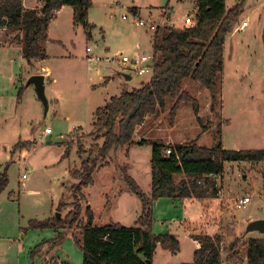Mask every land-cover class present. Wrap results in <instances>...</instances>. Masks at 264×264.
I'll return each mask as SVG.
<instances>
[{
  "label": "rangeland",
  "instance_id": "374dc122",
  "mask_svg": "<svg viewBox=\"0 0 264 264\" xmlns=\"http://www.w3.org/2000/svg\"><path fill=\"white\" fill-rule=\"evenodd\" d=\"M238 2L226 0V6L232 9ZM135 7L139 9L140 14L137 15L140 19L162 23L161 28L172 24L176 29H182L184 17L196 15L194 0H93L89 13V22L96 27L93 39H87L82 27L69 30L66 22L63 30L65 47L54 46L52 58L40 67L41 71L50 72V78L45 83L48 111L45 112L34 86L26 87L25 83L21 100L11 105L8 114L0 118V174L8 167L9 176V185L0 196V264H80L83 254L75 245V239L82 241L80 230L66 232L50 255H38L32 261V249L53 238L54 230L30 229V221H46L57 216L60 205H66L60 213L61 220L72 210L71 188L78 181L71 177V172L80 170L82 161L87 158L80 157L79 150L89 152L96 144H102V141L95 142V138L89 136L93 131L92 121L85 107H91L95 102L101 104L97 106H102L104 100L119 95L122 90L139 89L150 81L151 76L125 73L116 64L117 60H121V54L132 56L138 52L153 55L150 41L154 33L136 26V16L130 12ZM166 7L172 9L168 23L162 18ZM243 20L250 27L226 37L224 71L217 82V89L223 98L220 97L214 110L211 109L210 94L205 88L190 79L183 85V90L198 100L199 117L209 129L197 143L201 147L216 146L221 131L230 125L228 119H231L232 127L226 128L223 139L221 137L226 150H264V51L259 35L261 24H264V0H243L238 23ZM258 40L261 53L257 48ZM87 48H91V55L101 58V62L90 64ZM107 58L113 62H106ZM29 69L28 74L35 72ZM125 75L130 76L132 81H127ZM172 105V102L168 103L165 114L149 116L146 125L140 128L139 136L151 140L167 132L172 133L175 140L184 139L183 142H187L193 136L200 135L202 130L190 104H183L178 112L184 132L173 133L175 127L171 125L169 115ZM19 142L30 143L32 147L14 155V147ZM132 154L133 161L137 163L132 172L139 175V186L145 193L151 175V146H137ZM240 164L235 166L234 163L224 168L225 190L227 188L232 196L225 198L220 206V211L229 213L224 221L212 213L213 217L210 216L212 199L207 200L212 201L210 205L206 204L208 207L205 211L210 217H207L209 226L205 225L206 228L196 224L201 208L192 206L182 210L181 202L175 207L172 200L166 199L154 203V234H172L177 237L180 243L178 262L189 264L193 260L189 236L212 235L217 227L224 237L221 251L223 264H234L227 260L236 241L240 242L235 248L240 253L246 241L264 237L257 232L246 234L249 223L264 220L261 164ZM123 166L118 158L113 157L109 168L95 173V184L84 190L94 215V227L109 225L108 220L113 214L121 225L136 227L134 220L137 214L141 215L142 206L122 180ZM23 173H27V180L22 179ZM123 190L128 194L126 192L117 207H114V196H119ZM243 196L250 198L251 202L245 208L237 209L236 199ZM237 219L243 222L238 224ZM168 257L169 253L159 248L156 264H169Z\"/></svg>",
  "mask_w": 264,
  "mask_h": 264
},
{
  "label": "trees",
  "instance_id": "16d2710c",
  "mask_svg": "<svg viewBox=\"0 0 264 264\" xmlns=\"http://www.w3.org/2000/svg\"><path fill=\"white\" fill-rule=\"evenodd\" d=\"M183 1V0H180ZM196 15L194 26L176 29L165 26L153 35L154 70L150 81L139 89L123 90L94 114L90 137L96 144L89 152L79 150L82 161L78 171L71 177L78 181L71 190L72 210L63 219L56 216L46 221H30V229L54 230L56 236L32 249V261L38 255L48 256L63 240L66 232L82 231V241L75 239V245L83 254V264H154L157 250L176 255L180 243L175 235H156L153 231V205L160 199L197 200L205 202L217 199L220 191L217 180L223 175L226 163H243L246 166L263 165L262 196L264 198V150H226L221 143L213 148L200 147L196 141L179 145H162L142 140L135 143L137 129L146 118L157 113L165 114L167 106L173 103L169 112L173 128L180 107L190 104L203 133L209 129L199 117L200 105L197 99L183 90L185 81L192 80L205 88L211 97V109L218 104L221 94L217 89L219 77L224 71V45L226 37L233 33L243 8L239 0L232 9L226 0H194ZM70 7L74 11V28L82 27L91 40L95 26L89 23L92 0H41L35 9H25L21 0H0V29L21 33L23 58L29 68L35 62L48 59L43 44L49 42V30L58 13ZM130 12L137 15L136 9ZM264 46V33L262 37ZM24 88L19 90L17 100L22 98ZM135 145H150L152 149L151 193L143 192L139 184L122 168V180L127 189L141 202L142 213L136 227H125L111 223L104 227H94V215L87 207L84 190L94 185L95 173L105 167L112 150L123 149L126 156ZM32 147L30 143H18L17 152ZM171 150L170 156L166 151ZM68 156V151L66 152ZM178 176L185 177L177 182ZM9 185L8 167L0 174V196ZM86 204V207L84 205ZM66 205L57 209L60 214ZM200 245L195 251L193 264H223V236L207 234L191 235ZM242 244V243H241ZM239 241L235 242L236 246ZM238 253L233 248L228 260L234 264H264V237L249 239L242 244Z\"/></svg>",
  "mask_w": 264,
  "mask_h": 264
},
{
  "label": "crops",
  "instance_id": "0c3cea01",
  "mask_svg": "<svg viewBox=\"0 0 264 264\" xmlns=\"http://www.w3.org/2000/svg\"><path fill=\"white\" fill-rule=\"evenodd\" d=\"M21 1H22V4H23V7L25 9H35V8H37L39 6V3H40L41 0H21ZM132 9H134V8H132ZM135 9L137 11V14L139 15L140 14L139 13V9L137 7H135ZM73 18H74L73 9L70 8V7H64L58 13L56 19L51 24L50 30H49V42L43 44V47L46 50V54L48 56V59L52 58L51 50L54 48V46H63V47H65L66 41L63 39V30H65L64 24H66V22H68V24H67L68 25V29L69 30H71V28L74 29ZM244 21L245 20H243L241 23H238V22L236 23L235 30L232 33L233 35H234V33L236 31H243V30H245V29L250 27V24L248 23V26L246 28H241V25H242V23ZM169 26L170 27H172V26L174 27V25H172V24L169 25ZM95 29H96V27H95ZM95 29L91 32V39H93V32L95 31ZM263 33H264V24L263 25L261 24V28L259 30V35H260L261 40H262V37H263ZM20 40H21V33H19V32H11V31H9L6 28L5 29H0V118L4 117L6 114H8V110H9L10 106L14 105V103L17 102V97H18L19 90L23 87V85L25 83L27 84V82H28L27 80H29L33 76L41 75V76L45 77V83H46V79L50 78V72H48V71L44 72V71L40 70V67H42V65H44L46 60L45 61L35 62L34 63V67L31 68V69L35 70V72L31 73V74L27 73L28 71H30V69L27 66V64H26V62H25V60L23 58L22 45L20 43ZM151 40L152 41H150V43H151V46H152V49H153V45H152L153 37H152ZM226 43H227V40H226L225 45H224V51H225V48H226ZM256 43L259 45V47L257 46V48H258L259 52L261 53V47H260L259 40ZM262 46H263V42H262ZM263 51H264V46H263ZM26 77H28L27 80L25 79ZM130 81H132V78H131ZM26 87H27V85H26ZM93 92L96 93V91H93ZM122 92H123V90H122ZM238 92H241V91L238 90ZM121 93L119 95L111 96L110 98L104 100V104L102 106H97V105H101V104H96V102H95L94 105H91V107H90V105H88V107L87 106L85 107V111H86L88 117H91V121H92L91 122V126L93 124L94 114H95L96 110L99 109V108L104 107L109 102V100L111 98L118 97V96L121 95ZM95 96H97V95H95ZM191 96H193V95H191ZM221 97L223 98L222 94H221ZM222 101H223V99H222ZM210 105H211V102H210ZM55 106L57 107V105H55ZM223 111H224V105H223ZM56 113L59 115L58 111H56ZM179 116L180 115L178 113L177 118H176L177 120H176V123H175V126H174L175 128L173 129L174 130L173 133L175 131L176 132H180V131L184 132V129H182V125H180L181 123H180V117ZM66 118H67V116H66ZM147 118H146L144 124L141 127L138 128V130H137V132L135 134L134 141L137 144L140 143L142 140H145V141L150 142V143H152V142L154 143L155 141H157L156 142L157 144L172 145V146L179 145V144L190 143L192 141H196V143H198L199 139L203 135H205L207 132H209V130L206 133L201 132L200 135L193 136L187 142H183L184 139L181 140L182 142L181 141H177V140H175L176 138H174L175 136H171L172 133L168 134L167 132L163 133L164 135L162 137L150 140L146 136H143V137L139 136V130H140V128L142 129V127H144L146 125V122L148 120ZM228 120L230 121V125L225 127V128H223V130L221 131L222 139L224 137L225 129L229 128V127H232V125H233L232 120L231 119H228ZM180 127H181V130H179ZM158 134H160V133H158ZM158 134L156 136H159ZM19 143H21V142H19ZM137 146H139V145H135L132 148H130L127 156H126L125 150H124V153H123V151H122L123 149L112 150L110 152L108 160H107L108 165L106 167H103L102 169L109 168L110 162H111L113 157L114 158H118V161L122 165H125L127 167L128 175L131 176L140 185L139 175L134 174L132 172L134 170V167L137 165V163L133 161L132 152ZM222 146H223L224 149H226V147L224 146L223 142H222ZM213 147H215V146H213ZM213 147H208V148H213ZM236 150H239V149H236ZM19 151H17L14 155H18ZM151 158H152V155L150 156V159ZM227 165L232 166V165H234V163H226L225 167H227ZM243 165L245 166V164H243ZM235 166H241V164L240 163H236ZM259 166H261V175H262L263 165H259ZM102 169L98 170L97 172L99 173ZM177 178L179 179L178 182H180V181L185 179V177H183V176H178ZM177 178H176V180H177ZM225 182H226V174L224 172L223 175L219 178V183H218V188H219V191H220L219 198L212 200L213 201V203H212L213 204V206H212L213 209L210 212V216L211 217H213V215L214 216L217 215L218 217H222L223 221H224V219L226 220L228 218L229 213L226 212L225 210L223 212L220 211L221 210L220 206L224 202L225 198H232L231 193L229 192V190L227 188L225 190V186H226ZM94 184H95V181H94ZM147 185H148V187L146 188L147 191L145 190V193L146 194H150L151 193V186H152V169H151V175L149 177V181H148ZM126 192L127 191L123 190L120 193L119 196H114V207H117V203H119V201H121V197L123 198V195L126 194ZM127 194H128V192H127ZM10 196H11V194L9 195V197ZM245 197L246 196H243L242 198H245ZM242 198H240V199H242ZM240 199H236V203ZM86 200H87V198H86ZM161 200L162 199L158 200V202H160ZM166 200H171V199H166ZM212 201L199 202L197 200H179V199H176V200H172L171 202H173V205L175 207L177 206L178 202H181L182 210H186V209H188V208H190L192 206H196L197 208H201L200 217H199V220L196 222V224H199V226L200 225H204V226L207 225V227H208L209 226L208 225L209 221L207 220V217H209V215L205 211V209H206V207H208V205L211 204L210 202H212ZM206 204H208V205H206ZM87 206L90 207L88 200H87ZM110 215H112V214H110ZM139 217L140 216H138V214H137V216H136V218L134 220V225L135 226H136V221L138 220ZM117 221L118 220H117L115 214H113V216H110V218L108 220V222H110V224L111 223H119ZM237 222H238V224H240L243 221L241 219H237ZM247 223L248 222H246V224ZM119 224H121V223H119ZM205 228H206V226H205ZM53 232H54V236H52V237L54 238L57 234H56L55 231H53ZM213 235H221V233H219L218 227H217V231L214 234L209 235V236H213ZM53 238H51V239H53ZM189 238H190L189 240H191V242H192V246H193L192 251H193V254H194L195 251L200 248V245L198 244V242L194 241L190 236H189ZM157 252H158V250H157ZM157 252H156V254H157ZM156 254H155V257H156ZM179 254H180V252L178 254H176V255H172V254L169 253V256H170V257H168L169 258L168 260L170 261L169 264H182L181 262H178V259H177ZM171 256H173V258ZM65 264H68V263H65ZM80 264H83V255L80 257ZM154 264H156V258H154ZM189 264H193V260Z\"/></svg>",
  "mask_w": 264,
  "mask_h": 264
},
{
  "label": "built area",
  "instance_id": "2783aa9c",
  "mask_svg": "<svg viewBox=\"0 0 264 264\" xmlns=\"http://www.w3.org/2000/svg\"><path fill=\"white\" fill-rule=\"evenodd\" d=\"M171 14H172V10L170 8H167L163 11L162 18L165 19V23L166 22L168 23V21L170 22ZM134 16H136L135 24L139 28H144L149 31L155 32L157 29L163 27L162 23L158 24L156 22H153L152 20L145 21L140 19L138 15H134ZM194 18L195 17L192 15H186L184 17V27H193ZM123 19L126 20L127 18L123 17ZM247 26H248V22L244 21L241 25V28H246ZM87 53L89 54L87 60L90 64L101 62V58L91 55L93 53V50L91 48H87ZM106 62L112 63L113 60L107 58ZM116 62H117L116 64L120 66L125 73L130 72V74L133 73L140 77L153 75V70H154L153 55L148 56L138 52H136L132 56H124L123 54H121V60H117ZM171 154H172L171 150L166 151L167 156H170ZM22 179L23 180L28 179L27 173L22 174ZM250 202H251L250 198L248 197L242 198L236 203V208L237 209L245 208Z\"/></svg>",
  "mask_w": 264,
  "mask_h": 264
},
{
  "label": "water",
  "instance_id": "95a60500",
  "mask_svg": "<svg viewBox=\"0 0 264 264\" xmlns=\"http://www.w3.org/2000/svg\"><path fill=\"white\" fill-rule=\"evenodd\" d=\"M125 78L130 81L131 77L126 75ZM27 87L34 86L38 98L42 101L45 112L48 111V101L45 95V77L41 75H36L31 77L27 82ZM57 219H61L60 214L57 213ZM257 232L264 236V220H257L248 224L246 228V234Z\"/></svg>",
  "mask_w": 264,
  "mask_h": 264
}]
</instances>
